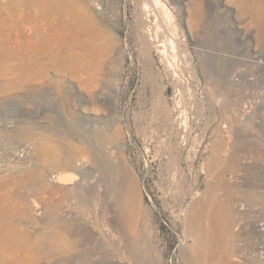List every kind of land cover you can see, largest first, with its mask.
<instances>
[{"label": "rangeland", "instance_id": "obj_1", "mask_svg": "<svg viewBox=\"0 0 264 264\" xmlns=\"http://www.w3.org/2000/svg\"><path fill=\"white\" fill-rule=\"evenodd\" d=\"M0 212V264H264V0H0Z\"/></svg>", "mask_w": 264, "mask_h": 264}, {"label": "bare ground", "instance_id": "obj_2", "mask_svg": "<svg viewBox=\"0 0 264 264\" xmlns=\"http://www.w3.org/2000/svg\"><path fill=\"white\" fill-rule=\"evenodd\" d=\"M105 159H106V157H105ZM236 160H237L236 159V156L235 157L234 156L233 157H230L229 158V162H228V167L229 168L236 167V163H237ZM106 161H107V159H106ZM237 161H239V160H237ZM87 162L88 161L86 160V158H80L78 160H75L74 157H69V159L67 160V167L68 168H71L73 170H74V167H77L79 169V173H81L85 177V182L86 183L88 182V180L86 179L85 173L90 168V167H88V163ZM107 166H108V168L106 169V167H105V169H106V172L108 173V177L110 178L109 185L113 186L114 183L111 181V178L113 176L115 177L117 174H116V171L114 170L115 169L114 166H112L111 163L108 162V165ZM100 167H101V165H100ZM103 167L104 166H102V168ZM98 171H100V170H98ZM76 177H78V175L76 176V174H73V172H71V173L68 172L67 174H64V175H62V174L57 175V178H58L57 180H58L59 183H62L63 182L65 184V183H67L69 181L75 180ZM119 180H121V179H119ZM123 182L124 181H121L119 183L118 187L115 188L116 191L114 190V194L113 193L112 194H113L114 199H116V201L121 202V206H122V219H123L122 220V223L124 224L122 227L127 226V228L130 231H132L133 228H134V226H135V222L137 220V217L139 215V211H138L139 210V207H138V204H137V201H136V198H138V196H137L136 189H134L132 187V185H128L127 182L126 183H123ZM88 188L89 187H85L83 189V190H85L84 191V194H82L83 198H85L88 194H90V192L88 191L89 190ZM33 206H34L35 209H38L39 208V205H37V203H33ZM197 207H198V205H197ZM108 210H109L108 212L111 214V216L109 217V219L105 215V213H103V218H102L103 219V224L106 225V226L108 225L109 221L113 219L112 218V215H114V213L112 212V210H110V209H108ZM215 210H217V209L214 207V209H212V211H213L212 212L211 209H210V204H208V203L207 204H202L189 217L190 233L192 234V236L195 238L196 241L202 242V245H203V243L205 244V243H210V242H213L215 244H219L221 242L220 240L222 238H224L223 236L215 235L219 229L225 235H227L230 232V226H229L230 223L229 222H226L223 219L222 220H219L218 217H217V214L215 213ZM2 214H3V212H2ZM0 216H1V214H0ZM210 222H211V225L213 226V229H211L212 227L210 226ZM259 225H260V227L262 226L260 228V231L261 232L264 231V225H261V224H259ZM7 228L10 231H13L14 230L13 228L8 227V226H7ZM115 237L116 238L118 237L119 240H123L124 235L121 234L118 231V235L115 236ZM121 244H122V242H121ZM123 246H124V243H123ZM198 254H200V253H198ZM192 260L194 262H197V259H194L193 258Z\"/></svg>", "mask_w": 264, "mask_h": 264}]
</instances>
